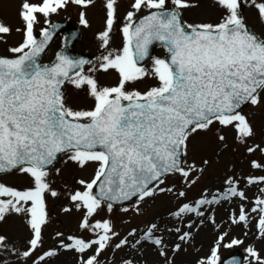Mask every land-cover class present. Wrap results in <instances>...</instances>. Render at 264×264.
<instances>
[{"label":"snow or ice","instance_id":"6c2138e0","mask_svg":"<svg viewBox=\"0 0 264 264\" xmlns=\"http://www.w3.org/2000/svg\"><path fill=\"white\" fill-rule=\"evenodd\" d=\"M212 2L215 21L189 22L185 13L199 8L200 0H127L122 17L119 0H102L103 28L95 36L101 54L94 61L63 51L49 64L40 57L58 27L51 18L72 6L79 9V24L90 28L87 12L96 0H20V39L13 45V27L0 20V176L17 174L26 181L22 189L0 182V222L15 215L29 233L23 250L0 234V253L16 256L18 264H52L61 253L72 254L75 264H105L106 253L129 249L132 257H121L119 264H141L136 254L143 257L150 249L163 264H175L195 233L211 224L217 234L195 264H221V247L245 241L227 239L229 231L216 222L218 208L227 213L229 227L244 229V237L252 224L254 240L264 244V138L256 140L249 118L252 110L264 111V0ZM246 8L261 30L248 24ZM121 19L117 49L111 41ZM155 43L165 49L163 58L151 55ZM110 71L115 82L102 86L96 74ZM146 80L156 83L141 90ZM66 86L83 91L92 105L71 107ZM225 132L243 150L247 171L229 166L218 186L190 197L211 163L190 155L192 141L212 133L219 155L228 148ZM69 164L80 170L92 165L94 175L61 193L52 176ZM253 188L256 194L249 197ZM61 195L67 203L59 210L77 214V231H55L54 245L44 249L47 200ZM165 196L175 201L166 216L142 228L129 226L123 235L117 230L114 206L123 216L140 217L143 206ZM244 251L243 264H264L255 243Z\"/></svg>","mask_w":264,"mask_h":264},{"label":"rangeland","instance_id":"374dc122","mask_svg":"<svg viewBox=\"0 0 264 264\" xmlns=\"http://www.w3.org/2000/svg\"><path fill=\"white\" fill-rule=\"evenodd\" d=\"M20 0H0V20L11 25L13 27V34L8 37L9 45L15 44L20 36L15 32L16 27H20L21 23L17 16V9ZM127 10V0H119V11L118 15L121 17ZM79 9L70 6L67 10L61 11L58 15L53 16L52 21L65 20L69 24L80 29V37L75 46V51L78 53L88 54L92 57V61L95 57L101 54V50L98 48V41L95 36L96 33L103 28L104 13L102 9V0H96L94 7L88 9L87 18L89 19L90 28H83L79 24ZM245 16L247 17L248 24L255 30H261V26L256 22L255 15L253 12L245 9ZM218 16L216 9L213 7L212 0H200V7L193 9L185 13V19L189 22L191 21H215ZM122 19L118 21L117 25L114 27L113 38L111 41V47L120 48L122 47V37L119 33V27L122 25ZM37 34L39 32V26H37ZM63 47V37H58L48 51L44 54L42 62L44 64H49L53 61L54 55L57 51H61ZM5 54V48L0 45V55ZM165 55V50L159 48L155 51L154 56L163 58ZM147 65H150V62ZM96 77L98 82L102 86L112 85L116 80V74L114 72L109 73H97ZM156 82L153 80H146L144 83L139 84V88L143 90L148 85H154ZM65 94L67 103L74 109L88 108L92 105L91 98L86 97L83 91L75 90L71 86H66ZM244 111L249 112L248 108ZM254 115L249 118L252 122L254 129L256 130V140L259 141L264 138V111L252 110ZM226 143L228 144L227 149H222L220 154L217 155L218 145L215 141L214 135L208 133L206 135H201L196 137L191 144L193 152L190 155H194L197 163H199L200 158H208L210 160V165L207 167L204 175L200 178L197 185L189 192V196H195L203 187H215L218 186L221 175L224 170L229 166H234L237 170L247 171L246 163L243 158V150L239 146L235 145L230 132H225ZM236 151H233V149ZM94 175L93 166L89 165L87 168L80 170L71 164L67 167L62 166V171L59 176L53 174L52 185L53 187L63 193L68 189H74L78 187L75 184L77 179H90ZM0 182H4L7 185L14 186L22 189L26 186V181L24 177L12 174L6 176H0ZM256 194V189L253 188L249 193V197H254ZM169 202L168 197L157 198L154 202L150 201L144 207L143 216L136 217L134 214L130 213L127 216H123L116 209L113 215V220L116 224V228L123 235L127 227H140L144 226V222L150 220L154 217L166 216V209L171 207L172 203ZM67 201L63 195L58 199L49 198L47 200V211L49 214L50 222L44 230V249H48L54 245L52 236L55 231H64L65 233H74L77 231V214L67 215L60 212V207L66 204ZM122 220L130 221V225H125ZM216 222L222 225L224 231H229L230 240L232 237H237L244 239L245 243L240 246H234L233 248L227 249L221 247L219 250L220 258L231 252L240 251L246 256L244 251L245 247L249 244L255 243L258 249H261V254L264 255V244L254 240L253 233L254 227L250 224L248 237H244L242 232L244 229L239 226L229 227L227 223V213L223 209H217L216 211ZM254 223V222H253ZM206 228H212L210 235L204 233ZM0 234L5 235L8 238V244L11 246L15 244L20 250H23V242L28 238V231L22 221V218L16 217L15 215L9 216L6 222H0ZM216 230L213 226L206 225L202 227L199 232L195 233L193 241L189 245H185L187 251H182L176 255L177 264H195V260L198 257L205 256L208 253L209 248L212 246V242L216 236ZM197 238L199 241H197ZM121 257L131 258L132 253L129 249L117 252L115 254L108 252L102 257L105 264H119ZM136 259L141 261V264H157L161 261L160 258L156 256V253L147 249L144 251L143 257L136 254ZM0 264H18L17 257L5 253H0ZM52 264H75L74 258L70 253H61L57 257L53 258Z\"/></svg>","mask_w":264,"mask_h":264},{"label":"water","instance_id":"95a60500","mask_svg":"<svg viewBox=\"0 0 264 264\" xmlns=\"http://www.w3.org/2000/svg\"><path fill=\"white\" fill-rule=\"evenodd\" d=\"M56 25L58 27H57L56 32L54 33V36H53L52 41L59 34L63 33L64 36H65V49H64L65 54H67L68 56H70L71 58H74V59H86V60H90L89 57H87V56H77V55H75L73 53V48H74V44H75V42L77 40L78 31L77 30H74L71 27H69L65 23H58ZM52 41L50 42V44L52 43ZM156 45H159V43H155L154 45L151 46V48H150V53L151 54H152V50H153L154 46H156ZM115 207H120V206H115ZM231 260H235L237 262V264H242L243 257L239 253H234V254H231V255L227 256L226 258H224L221 261V264H224L225 261H231Z\"/></svg>","mask_w":264,"mask_h":264},{"label":"bare ground","instance_id":"6f19581e","mask_svg":"<svg viewBox=\"0 0 264 264\" xmlns=\"http://www.w3.org/2000/svg\"><path fill=\"white\" fill-rule=\"evenodd\" d=\"M208 225L212 226L211 224H208ZM211 231H212V228H206V229L204 230V233L207 234V235H210ZM197 241H199L198 238H197ZM156 256H157V255H156ZM157 257H158V256H157ZM158 258H160V257H158ZM160 259H161V261L158 262L157 264H163V260H162V258H160ZM175 264H177V258H176V256H175Z\"/></svg>","mask_w":264,"mask_h":264}]
</instances>
